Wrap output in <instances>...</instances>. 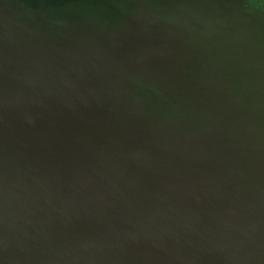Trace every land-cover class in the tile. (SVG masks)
Listing matches in <instances>:
<instances>
[{
	"label": "water",
	"instance_id": "1",
	"mask_svg": "<svg viewBox=\"0 0 264 264\" xmlns=\"http://www.w3.org/2000/svg\"><path fill=\"white\" fill-rule=\"evenodd\" d=\"M0 264H264V8L0 0Z\"/></svg>",
	"mask_w": 264,
	"mask_h": 264
},
{
	"label": "flooded vegetation",
	"instance_id": "2",
	"mask_svg": "<svg viewBox=\"0 0 264 264\" xmlns=\"http://www.w3.org/2000/svg\"><path fill=\"white\" fill-rule=\"evenodd\" d=\"M248 5L254 9H263L264 8V0H246Z\"/></svg>",
	"mask_w": 264,
	"mask_h": 264
}]
</instances>
